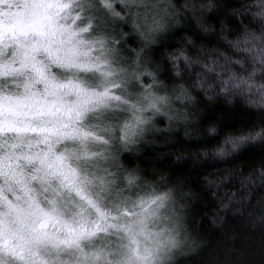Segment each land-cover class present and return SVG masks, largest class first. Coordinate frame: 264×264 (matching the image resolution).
<instances>
[{
  "label": "snow or ice",
  "instance_id": "1",
  "mask_svg": "<svg viewBox=\"0 0 264 264\" xmlns=\"http://www.w3.org/2000/svg\"><path fill=\"white\" fill-rule=\"evenodd\" d=\"M132 6L129 0L0 4V264H157L174 242L183 211L175 208V190L149 185L150 191L134 192L141 176L123 168L120 153L139 148L155 124L163 123L157 116L168 122L157 132L178 135L181 122L191 126L190 112L198 104L194 92L211 101L217 84L221 93L230 82L250 90L255 70L236 82L231 64L247 71L242 60L221 56L212 59V67L205 60L203 69H195L177 49L166 57L170 79L183 81L187 73L191 82L169 87L142 51L131 60L122 55L123 33L107 31L126 23L122 13ZM162 27L155 23L152 32ZM260 63L264 74V48ZM224 75L228 79H220ZM259 91L264 98V84ZM229 139L232 156L260 152L264 178V137ZM228 157L220 152L199 167L219 168L232 162ZM224 186V176L204 184L216 200L222 197L211 190ZM235 196L228 198L233 206L242 203ZM149 221L163 226L151 230ZM113 236L116 250L108 243Z\"/></svg>",
  "mask_w": 264,
  "mask_h": 264
},
{
  "label": "trees",
  "instance_id": "2",
  "mask_svg": "<svg viewBox=\"0 0 264 264\" xmlns=\"http://www.w3.org/2000/svg\"><path fill=\"white\" fill-rule=\"evenodd\" d=\"M153 3L161 5L153 4L163 27L149 39L152 42L147 47L130 20L119 23L118 28L126 38L121 39L124 49L128 53L142 51L146 54L148 64L152 68L160 67V79L169 87L191 82L187 73L183 81L170 79L172 72L166 57L177 49L183 50L195 69H203L205 60L208 67H212L213 58L219 60L221 56H228L230 61L242 60L247 69L244 71L240 65L231 64L232 72L239 78L236 82L247 80L254 70L255 76L249 81L250 90L243 84L241 89H236L230 82L229 91L221 93L217 84V98L211 101L203 93L194 92L198 104L190 112L191 126L183 127L181 122L178 135L170 137L164 131L157 132L155 129L167 128L168 122L164 116L155 117L163 123L155 124L139 148L121 152L120 163L124 169L138 170L140 192L150 191L149 185L158 191L175 190L178 210L183 209L181 221L189 243L170 264H264V228L252 226V220H258L264 210L260 152L228 157L232 162L219 168L199 167L203 159L187 162L202 151L199 145L210 123L223 121L231 128H243L257 120L260 106L264 105L259 91L264 84V74L259 71L264 44L260 40L259 19L254 15L260 11V0H153ZM130 11L135 12L136 5ZM123 14L130 16L128 11ZM188 40L193 43L188 44ZM237 41H240L238 49L233 47ZM179 63H185L183 58ZM216 71L221 70L217 68ZM220 79H228V76ZM220 176H224L225 186L211 190L212 193L219 191L222 199L216 200L204 184ZM233 194L242 203L229 204L228 198ZM192 239L198 246L190 245Z\"/></svg>",
  "mask_w": 264,
  "mask_h": 264
},
{
  "label": "clouds",
  "instance_id": "3",
  "mask_svg": "<svg viewBox=\"0 0 264 264\" xmlns=\"http://www.w3.org/2000/svg\"><path fill=\"white\" fill-rule=\"evenodd\" d=\"M146 2H148V0H146ZM254 15L259 19L261 27L260 40L261 43H264V0H260V11ZM142 23L143 27L140 29L141 39L145 42V44H150L152 41L144 34L151 33L153 25L155 23L160 24V22L155 18L146 17ZM262 113H264V108H260L257 114L258 118L255 120V126L248 125L243 128H231L223 121H213L206 129L205 138L200 142L199 147L202 151H198L195 156H192L189 159H198L199 161L203 159L205 161L206 159L216 156L220 152L228 154L229 156L235 155L236 150L233 149V144L229 139L230 136H244L246 138L251 137L255 140H260L264 137V124L260 122ZM213 129L215 130L213 131ZM257 133H259L260 136H257ZM257 225L264 228V216H260L258 220L255 218L252 220V226L255 227ZM161 227L162 226L160 224L155 225V228H158L159 230ZM173 241L174 242L166 248L164 258L159 260L157 264H170L172 258L169 254L174 250L181 249L186 243H189L187 236H185L184 239H181V227L177 228L173 232ZM190 245H197V241L192 239L190 241Z\"/></svg>",
  "mask_w": 264,
  "mask_h": 264
},
{
  "label": "rangeland",
  "instance_id": "4",
  "mask_svg": "<svg viewBox=\"0 0 264 264\" xmlns=\"http://www.w3.org/2000/svg\"><path fill=\"white\" fill-rule=\"evenodd\" d=\"M112 2L114 4H118V0H112ZM129 3L131 5H136V11L135 12H132V11H128V14L127 15H130V16H126L122 13V15L126 18V20H130L131 23L133 24H136L138 26V34L140 36V39H141V32H140V29L143 27V23L142 21L148 17V18H155L157 21L160 22V18L158 17L157 15V9L154 8V5H158L161 7V5L159 3H153V0H148V2H146V0H129ZM0 4H3L5 6V8L7 7V0H0ZM153 7V8H152ZM132 8V7H131ZM117 11H119V7L117 6ZM11 11L15 12L16 9L13 8ZM121 23V22H120ZM108 33H117L119 34V28L118 26L116 25H113L112 27H109L107 29ZM158 32H151V33H145L144 35H147L148 36V39H151L153 38L154 36H156ZM137 52V51H136ZM121 53L123 56L127 57L129 60H131L132 58H134V53H128L124 47L121 49ZM93 171H95V169H92ZM113 171H115V169H113ZM138 188L137 189H133L134 192H140ZM175 208L178 210V207L177 205L175 204ZM156 224H160L159 221H157L156 223H153L152 221H149V225H150V228L151 230H159L158 228H155V225ZM161 225V224H160ZM181 239H184L185 236H187V232L182 224V221H181ZM163 226V225H161ZM188 237V236H187ZM96 244V246H99L100 244V241H96L94 242ZM108 243L113 247L114 250H116V245L118 243V240L115 236L113 237H110ZM187 244V243H186ZM186 244L179 250H174L172 253H170L169 255L171 256V262L172 260L174 259V256L178 253H181L183 251V249L186 247ZM170 262V263H171Z\"/></svg>",
  "mask_w": 264,
  "mask_h": 264
}]
</instances>
